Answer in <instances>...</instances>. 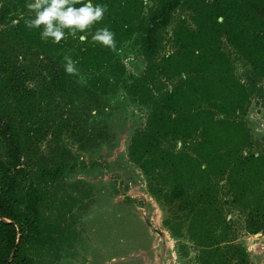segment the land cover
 <instances>
[{
	"label": "trees",
	"instance_id": "1",
	"mask_svg": "<svg viewBox=\"0 0 264 264\" xmlns=\"http://www.w3.org/2000/svg\"><path fill=\"white\" fill-rule=\"evenodd\" d=\"M152 1L146 12L145 0H93L107 7L102 20L75 35L65 29V37L53 43L41 39L42 25L27 26L34 16L27 0H0V26L13 11L18 17L9 31L16 40L0 30V93L9 99L0 110V264L13 250L9 264H37L33 251L56 238L43 215L42 181L55 179L58 167L30 174L26 143L36 134V120L27 81H42V98L66 96L73 78L64 68L66 56L86 72H100L132 36L147 59L144 81L156 84V92L146 85L132 87L148 93L150 99L141 100L153 108L145 129L132 139L131 160L147 175L151 193L168 206L172 216L166 223L173 233L185 232L195 245L200 264H256L239 232L264 234V153L249 150L246 121L248 103L264 79V0ZM179 9L189 11V20L174 26L173 51L158 58L162 34ZM105 26L114 33V47L91 38ZM32 58L40 72L29 66ZM237 60L245 66L243 79L234 71ZM100 84L112 85L101 79ZM57 109L54 114L65 111ZM171 140L182 141L184 149L170 150L164 142ZM234 211L243 216L242 225Z\"/></svg>",
	"mask_w": 264,
	"mask_h": 264
},
{
	"label": "rangeland",
	"instance_id": "2",
	"mask_svg": "<svg viewBox=\"0 0 264 264\" xmlns=\"http://www.w3.org/2000/svg\"><path fill=\"white\" fill-rule=\"evenodd\" d=\"M152 4L145 0L146 12ZM16 14L13 11L0 26L7 39L16 40L9 34L18 22ZM182 18L189 20L188 10L179 9L163 32L158 58L173 51V28ZM133 39L124 40L114 60L100 72L91 74L75 63L77 71L68 80L66 96L42 98V81H27L34 91L30 109L36 120V134L26 143L32 154L27 155L30 174L39 176L42 168L58 167L55 179L42 181L43 215L56 238L40 252L33 251L38 254L37 264H200L195 245L185 232L176 236L167 225L172 213L151 193L147 175L130 158L132 139L145 129L153 108L151 102L141 100L151 96L132 87L146 85L156 92V84L144 81L147 59ZM28 61L34 72H40L33 58ZM234 71L243 79L244 64L235 61ZM100 79L112 85L101 86ZM8 104L0 93V110ZM56 105L57 111L65 110L63 114L53 113ZM246 121L252 138L249 150L264 153V79L248 103ZM164 145L173 151L184 149L180 140ZM233 213L242 225L243 216ZM263 236L239 232L256 264H264Z\"/></svg>",
	"mask_w": 264,
	"mask_h": 264
},
{
	"label": "clouds",
	"instance_id": "3",
	"mask_svg": "<svg viewBox=\"0 0 264 264\" xmlns=\"http://www.w3.org/2000/svg\"><path fill=\"white\" fill-rule=\"evenodd\" d=\"M79 0H27L26 7L34 16L26 21L29 28H40L41 39L52 38L53 43L59 42L65 37V29L68 34L85 32L95 22L102 20L107 10L106 5L94 4L93 0H84L76 6ZM86 37L80 36L81 40ZM92 40L105 46L114 47V33L108 28H98L92 34ZM64 65L67 73H75V62L70 56L65 57Z\"/></svg>",
	"mask_w": 264,
	"mask_h": 264
},
{
	"label": "water",
	"instance_id": "4",
	"mask_svg": "<svg viewBox=\"0 0 264 264\" xmlns=\"http://www.w3.org/2000/svg\"><path fill=\"white\" fill-rule=\"evenodd\" d=\"M0 219H2V218H0ZM255 235L256 236L263 235V232L260 231V232L256 233ZM14 254H15V250H13V252H12L10 258H9V261L6 264H9V262L13 260Z\"/></svg>",
	"mask_w": 264,
	"mask_h": 264
},
{
	"label": "crops",
	"instance_id": "5",
	"mask_svg": "<svg viewBox=\"0 0 264 264\" xmlns=\"http://www.w3.org/2000/svg\"><path fill=\"white\" fill-rule=\"evenodd\" d=\"M263 238H264V236H263ZM254 249H255V248H254ZM250 255H251V257H253V256H254V252L252 253V251H251Z\"/></svg>",
	"mask_w": 264,
	"mask_h": 264
}]
</instances>
